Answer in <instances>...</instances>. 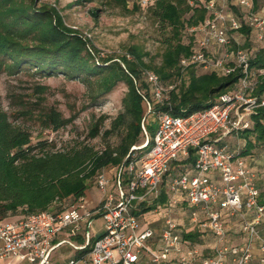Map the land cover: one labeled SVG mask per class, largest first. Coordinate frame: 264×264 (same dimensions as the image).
I'll list each match as a JSON object with an SVG mask.
<instances>
[{
    "label": "built area",
    "instance_id": "2783aa9c",
    "mask_svg": "<svg viewBox=\"0 0 264 264\" xmlns=\"http://www.w3.org/2000/svg\"><path fill=\"white\" fill-rule=\"evenodd\" d=\"M154 2L139 0L144 8ZM201 4L208 15L187 28L195 43L179 65L182 71L195 66L221 76L239 70L234 87L205 109L186 115L160 111L153 136L143 120L144 139L130 148L116 177L107 169L97 172L94 182L101 196L95 204L80 196L63 211L43 210L12 221L0 218L2 264H54L53 252L63 244L78 251L89 248L65 264H136L142 254L152 264H264V202L256 173L242 155V146L232 148L229 142L251 126L254 109L264 106V94L254 95L264 68L251 66L259 48L252 43L244 47L239 38L247 25L264 39V13L256 9L254 0ZM142 76L150 85V97L143 100L147 114L153 103L168 102L169 91L177 84L166 86L148 69L142 70ZM191 149L196 159L169 178L164 206L165 210L185 206L189 211L185 225L167 212L160 228H142L140 204L159 198L171 163L187 158ZM99 217L103 231L95 237L93 226ZM68 230L69 235L82 236L83 242L58 239ZM194 230L212 237L208 251L184 238V232Z\"/></svg>",
    "mask_w": 264,
    "mask_h": 264
},
{
    "label": "trees",
    "instance_id": "16d2710c",
    "mask_svg": "<svg viewBox=\"0 0 264 264\" xmlns=\"http://www.w3.org/2000/svg\"><path fill=\"white\" fill-rule=\"evenodd\" d=\"M35 1L0 0V70L10 74L25 71L34 76L63 75L68 79H78L94 88V99L112 92L120 82H125L128 89L122 98L123 111L113 120L111 128L104 132L110 135L120 130L121 137L117 144H108L101 151L84 145L44 151L37 155L33 153L31 144L21 147L30 143V133L10 120L0 96L1 219L9 214L65 210L76 198L85 196L98 171L111 170L116 177L130 148L143 138V120L148 133L153 136L160 111L186 115L208 108L234 87L240 75L239 70L228 76L216 72L204 73L195 66L182 71L179 61L190 54L194 46V40L183 41V34L187 28L203 22L208 15L199 0H155L147 7L165 32L170 34L163 42L165 49L160 63L154 59L146 61L149 53L138 47L130 48L133 59L121 56L98 60L95 47L78 31L67 26L58 10L45 5L37 6ZM114 1L128 10V0ZM254 3L257 7L259 0H254ZM140 7L138 0L133 10ZM94 14L97 15V10ZM240 32L246 37L244 47H251L252 28L244 25ZM251 66L264 68V47L255 53ZM143 69L154 71L166 86L177 84L169 91L168 102L153 103L150 113L155 115L154 122H146L143 100L144 96L150 97V85L142 76ZM262 94L264 76L260 77L254 92L255 96ZM28 112V117H35L45 129L53 131L70 122L54 107L46 108L37 116L31 110ZM105 119L106 116H102L94 122L90 130L92 137L100 134ZM250 120L251 126L240 134L244 141L243 156L257 154L264 148V106L256 107ZM195 159V151L191 149L187 158L172 162L161 184L159 198L151 203H141L137 213L164 206L168 201L169 178L191 167ZM183 236L194 243H203V232L200 230L184 232Z\"/></svg>",
    "mask_w": 264,
    "mask_h": 264
},
{
    "label": "rangeland",
    "instance_id": "374dc122",
    "mask_svg": "<svg viewBox=\"0 0 264 264\" xmlns=\"http://www.w3.org/2000/svg\"><path fill=\"white\" fill-rule=\"evenodd\" d=\"M137 3L138 0H128L127 10L114 0L35 1L37 6L45 5L58 10L65 24L78 31L95 47L98 60L118 59L121 56L133 59L130 48L138 47L149 53L145 58L146 61L154 59L156 63H160L161 54L165 49L163 42L170 34L165 32L147 7L133 10V6ZM256 9L264 13V0H259ZM96 10L97 15L94 14ZM237 12L241 15L239 10ZM250 37L252 46L264 47V39H259L256 30L251 32ZM239 38L241 42L246 40L243 34ZM189 40H194L195 43V36L186 29L183 41L189 42ZM127 89L126 83L120 82L112 92L94 99L93 95L96 93L94 88L78 79H68L63 75L34 76L25 71L10 74L6 70H0V96L3 108L10 115L12 122L30 133V143H25L21 147L26 148L31 144L33 153L37 155H41L44 151L67 150L73 146L84 145L101 151L108 144H117L121 137L120 130L110 135H105L104 132L111 128L113 120L123 111L122 98ZM49 107L57 108L65 118L70 119V122L60 130L53 131L45 129L42 122L35 117L27 116L28 110L37 116ZM144 109L147 111L146 104ZM102 116H106L102 130L98 136L92 137L91 127ZM146 119V122L149 120L154 122L155 115L147 113ZM143 139L144 136L141 137V141ZM234 139L237 146L243 145L241 136L233 137L229 141L230 145ZM261 151H264V148H261ZM108 172L113 174L111 170ZM91 184L95 186V182ZM92 186L87 190L86 201L89 204L92 203V198L98 195L96 186ZM166 212H169L170 216L182 225H185L189 215L188 209L183 205L173 207ZM151 214L148 212L147 217ZM23 215L22 213L9 214L6 219L12 221ZM97 219V224H103L102 218ZM205 238L208 239V236ZM202 241L201 245H204L202 247L211 246L212 240H208V244ZM64 248L66 246H61L54 252L55 256L60 257V264L64 263L68 257L61 253Z\"/></svg>",
    "mask_w": 264,
    "mask_h": 264
},
{
    "label": "crops",
    "instance_id": "0c3cea01",
    "mask_svg": "<svg viewBox=\"0 0 264 264\" xmlns=\"http://www.w3.org/2000/svg\"><path fill=\"white\" fill-rule=\"evenodd\" d=\"M233 1L234 0H228L229 3H232ZM231 139H233V138H231ZM231 146H232V148H235L237 146V144L235 142V139L232 140ZM245 158H246L247 164L256 173L255 182H256L257 186L259 187V189L261 191V194H262L261 201H262V199H264L263 198L264 197V151H259L257 154L254 153L252 155L245 156ZM92 187H95V186H92ZM87 190L85 192V196L88 195L87 194ZM97 194L98 195H96L94 198H92V203L93 204L98 202V200H99V198L101 196L100 192L98 191V189H97ZM164 206H158L157 207L158 208L157 211H156L157 208L148 211V212L152 213L149 217H147V213L148 212L138 214L141 227L142 228H145V227L160 228L164 224V218H165V216L167 214V212L165 213V211H167V210H165ZM97 221H98V219L95 220L94 226H93V234H94L95 237L100 235L101 232L103 231V224H97ZM202 237H204L203 240H204V242H206L204 244H208V240H212L211 236H208V239H206L205 236H202ZM66 238H71L73 241H75L77 243H82L83 242V237L82 236H80V235L79 236L69 235V230L62 232L58 239H66ZM152 242H153V245H155L157 243V239L154 238L152 240ZM196 244L199 247H201L202 250L207 248V247L206 248L202 247L204 245H201L200 243H196ZM61 246L62 247L66 246V248L62 249L61 253L63 255H67L68 256L67 259L62 264H65L69 259L73 258L74 256H76V255L80 256L81 254H83L85 252V251L75 250V249L71 248L68 244H63ZM61 246H59L58 248H60ZM206 251H208V250L207 249L204 250V252H206ZM54 252H53V256H52V261H53L54 264H60V257L59 256H55ZM0 264H2V263L0 262ZM82 264H84V263H82ZM86 264H91V263L88 262ZM136 264H152V263L150 262V259H149V257L146 254H142L140 256L139 261Z\"/></svg>",
    "mask_w": 264,
    "mask_h": 264
}]
</instances>
